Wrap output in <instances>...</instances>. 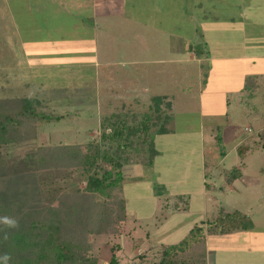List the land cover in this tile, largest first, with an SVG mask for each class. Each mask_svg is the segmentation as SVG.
I'll return each mask as SVG.
<instances>
[{"label":"rangeland","instance_id":"1","mask_svg":"<svg viewBox=\"0 0 264 264\" xmlns=\"http://www.w3.org/2000/svg\"><path fill=\"white\" fill-rule=\"evenodd\" d=\"M114 1L125 11L127 19L126 24L118 21L113 31L101 35L104 45L105 37L113 39L109 45L113 51L107 52L116 62L110 67L112 81L107 79L109 83H104L106 75L98 79L91 72L85 74V90L80 88L58 102V108H54L58 114L50 115L63 117L39 126L38 140L39 145L86 144L100 139V124L105 116L121 113L130 119L134 114L141 119L146 113L154 114L156 96H168L173 104L170 110L163 105V112L173 120L167 125L168 133L155 137L158 154L153 165L131 164L123 168L129 219L120 226L110 225L105 233L88 237L99 256L98 264L108 263L112 247L119 250L120 264H155L162 246L179 243L194 225L202 223L198 212L207 206L201 198L194 197L193 191L199 190L204 157L213 176L209 181L215 189L209 194L215 202L209 203L202 219L207 221L221 213L224 216L238 211L250 215L255 223L250 232L210 237L208 245L214 253V264H264V86L259 96L253 98L243 90L245 78L255 75L254 62L210 59L209 62H216L215 73L208 77L204 75L205 66L199 63L206 59L189 51L191 45L198 44L204 52L213 51L206 44L207 34L201 36L204 17L207 24L233 26V21H245L246 12L258 22L264 20V0ZM23 5L22 0H9L13 12L23 11ZM245 22L249 34L261 32L258 24ZM212 34V40L218 41L214 46L218 47V54L229 53L223 33L219 30ZM256 65L260 67L261 63ZM224 71L230 75L227 77ZM3 80L0 77V100L21 96L14 82ZM82 85L83 79L77 86ZM39 110L45 113L40 107ZM134 166H141L139 178L133 177ZM236 168L243 176L228 180V174ZM68 183V192L72 194L75 188L83 189L86 185L78 176ZM231 183L236 189L232 190ZM165 185L188 195L173 196L164 202L158 199V195H163L158 191L166 189ZM83 197L86 204L90 203L89 195ZM177 205L187 210L176 213ZM86 224L84 214L63 231L81 238ZM242 236H247L249 243ZM244 243L254 249L252 253L244 252Z\"/></svg>","mask_w":264,"mask_h":264},{"label":"trees","instance_id":"2","mask_svg":"<svg viewBox=\"0 0 264 264\" xmlns=\"http://www.w3.org/2000/svg\"><path fill=\"white\" fill-rule=\"evenodd\" d=\"M189 51L199 58L209 55L199 44L191 45ZM254 85V78L249 77V96L254 94ZM168 99L154 97V114L146 113L141 119L134 114L129 119L121 113L103 117L99 140L58 145H39V126L59 121L63 116L41 112L30 97L1 99L0 216L15 218L18 226L0 225V258L8 255L7 264H98L99 256L88 237L128 220L123 168L131 164L153 165L158 154L155 137L168 133L167 125L172 120L169 113L163 112V105L168 110L172 108ZM19 148L23 150L17 152ZM241 175L236 168L228 174V180ZM73 176L86 182L83 189H74L75 194L68 192V181ZM84 194L91 197L90 203L86 204ZM175 209L187 210L178 205ZM84 214L87 224L81 238L63 231ZM253 227L250 215L238 211L224 216L221 213L194 225L179 243L162 246L155 264H207L208 235L248 231ZM116 250L111 248L107 264H120Z\"/></svg>","mask_w":264,"mask_h":264},{"label":"crops","instance_id":"3","mask_svg":"<svg viewBox=\"0 0 264 264\" xmlns=\"http://www.w3.org/2000/svg\"><path fill=\"white\" fill-rule=\"evenodd\" d=\"M22 1L24 5L21 9L24 8V10L13 12L9 9V0H0V56L5 59L0 58V77L4 79V83L11 81L16 84L15 89L22 93L19 97H30L37 102V105L45 113L58 114L54 113V110L59 101L69 98L71 94L77 93L80 88L85 90L87 81L84 78L89 75V72L98 79L100 76L106 75V79L103 80L104 83H109L107 79L112 81L109 78L112 72L110 67H113L116 62L112 61V56L107 52L113 51V48L109 46L113 39L112 37H105L107 44L104 45L102 44L104 41L101 35L102 32L113 31V28L116 27L114 24L118 21L126 24L127 18L122 7L119 8L114 0ZM107 5L109 8H107ZM243 17H245V21H251L252 25L258 24L262 27L261 32L255 35L249 34L246 29L247 22L245 21H233V23H230L233 26H220L213 23L207 24L205 17L204 20H201L203 29V35L201 36L207 34V45L213 51L207 57L201 58L202 60L206 59V62L199 63L201 67L205 66L204 69L207 73L204 75L212 77L215 73L214 66L216 62H209L210 59L225 60L234 58L241 62H254L256 66L255 75L247 76L243 87V90H246L247 79L249 77L254 78V94L251 96L253 98L259 96L262 86H264V20L258 19L257 22L246 12H243ZM218 20L220 19L214 21ZM124 28L126 29V25ZM222 29L223 31H221ZM219 30L225 37L224 44L225 47H228L229 53L223 52L219 55L218 47H214L218 44V41L212 40L214 37L212 33ZM125 32H128L127 29ZM219 47H221V44ZM255 60L260 62H255ZM211 63L213 64L211 65ZM257 63H261L260 67H257ZM223 65H225V62H223L222 67ZM227 72L224 71L223 74ZM85 74L87 75L85 76ZM229 75L230 73H227L226 76ZM81 79H83V87L77 86L81 83ZM17 86L19 87L17 88ZM248 97L250 96L248 95ZM210 136L214 137L213 134ZM201 164L199 190L193 191V194L197 199L198 197L201 198L202 204L208 207L209 203L213 205V202H215V197L209 194L211 189L215 188L209 181L213 176L210 175L211 169L206 157H204ZM133 169L135 172L133 177L139 178L141 166H134ZM224 179H227L226 176ZM230 185L232 190L236 189L234 183ZM164 187L166 189L162 190L163 195H158V199H163L164 202H169L173 196L188 195L176 193L168 185ZM207 207L198 212L202 223L205 221V219H202V214L204 211L207 212ZM181 212L183 210L176 213ZM203 215L206 216L205 213ZM254 228L255 223L254 227L248 231H236L225 235H208L206 237L207 264H214V253L208 245L210 237L228 236L237 232H250ZM242 237V240L248 242L247 236ZM243 249L247 254L252 253L254 250L247 248L246 243H244Z\"/></svg>","mask_w":264,"mask_h":264},{"label":"clouds","instance_id":"4","mask_svg":"<svg viewBox=\"0 0 264 264\" xmlns=\"http://www.w3.org/2000/svg\"><path fill=\"white\" fill-rule=\"evenodd\" d=\"M0 225H3L4 228H15L18 226V221L13 218V217H9V216H0ZM7 238V236L5 235V239ZM3 260V264H7L8 260L10 259V257L8 255H4L2 258H0Z\"/></svg>","mask_w":264,"mask_h":264}]
</instances>
